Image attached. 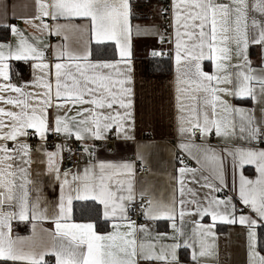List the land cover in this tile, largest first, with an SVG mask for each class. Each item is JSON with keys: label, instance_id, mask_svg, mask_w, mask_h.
I'll use <instances>...</instances> for the list:
<instances>
[{"label": "snow or ice", "instance_id": "snow-or-ice-1", "mask_svg": "<svg viewBox=\"0 0 264 264\" xmlns=\"http://www.w3.org/2000/svg\"><path fill=\"white\" fill-rule=\"evenodd\" d=\"M37 7L34 19L41 24L34 27L54 30L65 41L69 31H87L90 43L80 54L68 51L66 44L57 45L56 59L67 57L68 62H56L53 73V65L44 62L42 41L29 42L15 25H3L17 40L0 43V264H49L45 257L50 254L55 256V264H180V243H155L163 239L162 234L153 237L146 223L137 225L129 215L136 213L135 165L97 156L101 151L97 145L106 148L113 134L116 139L135 138L133 32L143 37L157 35L161 45L165 36L154 32L153 25L133 26L131 0H38ZM170 15L174 40L169 38L168 43L174 44L178 147L197 164L193 168L179 160L183 165L175 178L179 216L183 220L194 210L200 220L211 219L209 224L194 222L192 236L199 240V252L193 251L192 260L216 254V245L207 240L215 238L213 229L220 221L244 226L248 264H264V147L256 146L264 142V124L256 121L252 110L227 99L264 98V57L258 68L249 59L250 45L264 51V0H172ZM44 18L54 25L44 23ZM76 18L86 20L87 25L74 24ZM93 40L95 54L90 46ZM108 42L118 49V60L107 58ZM162 55L151 52L153 57ZM13 60L32 63V82H12L9 62ZM204 61L214 70L205 71ZM60 109H65L64 114ZM213 132L221 140H238L248 146L233 143L218 151L208 143ZM49 133L64 138L55 151H44L46 160L42 161L47 173L60 182V196L51 216L47 207H41L39 197L31 199L33 160L27 142L30 136L47 142ZM73 138L90 157L82 173L61 172L63 153H71L67 142ZM226 159L233 175L231 191L243 206L240 208L233 196L225 194L221 199L215 195L227 187ZM245 165H255V179L243 174ZM204 189L207 192L201 195ZM73 201L83 202L79 208L87 222H73ZM139 201L145 220L176 218L175 194L165 202L142 189ZM96 202L103 208L102 217ZM245 208L251 214H244ZM50 218L55 224L50 247L35 244V223L31 237L13 235L14 220L31 223ZM108 223L112 230L103 231ZM173 229L172 240L184 238V247L194 246L183 228L173 223Z\"/></svg>", "mask_w": 264, "mask_h": 264}, {"label": "crops", "instance_id": "crops-1", "mask_svg": "<svg viewBox=\"0 0 264 264\" xmlns=\"http://www.w3.org/2000/svg\"><path fill=\"white\" fill-rule=\"evenodd\" d=\"M172 0H131L133 4L134 16L132 18L133 26L139 24L153 25L155 26L153 31L158 32L165 36V42L163 45L159 43L157 35L149 37L136 36L133 32L132 38V77H133V119L135 120V138L133 140L116 139L114 134L113 138L107 143V147L97 145L101 149L97 153L99 160L112 161V162H131L135 165V187L137 191V199H139V192L142 189H147L152 198L163 200L168 202L175 194L177 200L176 218L174 221L157 220L150 221L145 220L141 223H146L153 237L157 234H162L163 239L154 241L155 243L172 244L180 243L181 247L177 249V255L180 264H248V248H247V236L246 228L239 223L227 224L220 221L216 222L213 229L215 238L209 237L207 242L209 244H215V255L200 258L198 261L192 260L193 251L199 252V240L197 237H193L192 233L195 229V221H199L201 224L211 223L210 217H205L200 220V217L195 214L194 210L191 215H186L183 220L179 216L181 206L179 205V185L176 183L175 178L178 177V169L183 166L179 160L183 159L184 165L189 167H197L195 160H193L188 154L181 149L178 145L180 143V137L177 133V110H176V72H175V59H174V44L168 43V39L172 38L173 27L172 18L170 15V5ZM222 2H228V0H222ZM38 0H0V36L5 37L0 39V43L13 42L17 40V37L13 36L10 29L3 27L4 24L15 25L19 28L25 38L29 42L42 41L40 45L45 51V63L53 65L56 62H68L67 57H63L60 60L56 59V46L67 45L68 51L80 54L86 47L89 46L90 37L87 31L67 33L68 40L65 41L63 36H57L53 31H49L42 27H34L41 24V21L34 19L38 15ZM162 9H169V12L162 13ZM44 23L50 27L54 25V21L50 18H44ZM60 23L65 21L61 20ZM74 24L87 25L86 20L76 18L73 21ZM114 45V42H108ZM47 44L51 47L43 48V45ZM95 44L94 40L91 41V48ZM115 46V45H114ZM116 57L112 58L118 60L119 52L116 49ZM156 50L158 52L166 53L170 58L172 64V71L168 74H153L150 72V60L151 52ZM262 57H264V51L259 46L250 45L249 47V59L252 61V67L258 68L262 63ZM10 77L12 82H32L34 80L32 63H25L23 61H10ZM204 70H214L209 61H204ZM36 75H39V70H35ZM19 73V76H17ZM54 84V80H53ZM33 90H38L33 88ZM230 102L237 106L243 107L254 112V116L258 123L264 124V98H260L257 101H253L251 98L237 99L227 97ZM5 107H9L4 105ZM65 109H60V114H64ZM51 113V110H50ZM72 113H69L71 115ZM51 119V114H50ZM50 137H54L57 140V144L64 143L62 136H56L49 133ZM39 145L36 148H32V160L33 163L30 167L31 179L34 181V185H30L31 199L34 201L37 197L40 199L41 207H47L49 209V216L56 211V204L60 196V182L56 181L51 174L46 171V163L42 161L46 160L44 151H55V146H47V142H42L36 137ZM30 137L27 142H29ZM74 139V138H73ZM47 140V141H48ZM196 143H200L197 139ZM208 143L217 146V150L224 148L226 145L235 143L240 147H247L248 145L238 140L224 141L218 138L214 132L209 137ZM41 144H44V148L41 149ZM31 145V144H30ZM56 145V144H55ZM257 146V145H256ZM264 147V146H259ZM64 155V153H63ZM140 156H143L141 161ZM90 157L85 154L83 161L72 173H82L84 167L89 163ZM140 167L147 166L148 171L143 173L139 171ZM61 167V166H60ZM243 174L249 179H255L258 173L256 172L255 165H245L243 168ZM225 175L227 180V187L223 191L215 193L221 199L225 197V194L234 197V202L237 203V207H243L236 200V193L231 191L232 188V169L229 165V161L225 160ZM239 169L236 172V181L238 185ZM71 180V177H69ZM38 189V191L36 190ZM207 192V189L201 191V195ZM148 197H145L147 199ZM75 202L73 201V205ZM98 203V202H96ZM103 212V208L101 206ZM240 213H237L239 215ZM244 214H251L248 209H244ZM131 216V214L129 213ZM73 222H87L77 221L72 212ZM132 219V218H131ZM133 220V219H132ZM135 221V220H134ZM137 225L141 224L135 221ZM32 223H35V237L34 242L40 247H50L53 244V238L50 232H54L55 224L53 219H42L33 222H21L14 220L12 222L13 235L20 237H31L33 235ZM173 223L176 228H183L186 236L189 237V243H193V247H184V238L179 241H174L171 237L174 234ZM259 229V228H258ZM257 229L258 235L259 231ZM47 230V231H45ZM111 224L108 223L105 231H111ZM27 248L28 245L26 244ZM259 250V247H258ZM264 255V253H261ZM49 264H55V256L50 254L45 257Z\"/></svg>", "mask_w": 264, "mask_h": 264}, {"label": "built area", "instance_id": "built-area-1", "mask_svg": "<svg viewBox=\"0 0 264 264\" xmlns=\"http://www.w3.org/2000/svg\"><path fill=\"white\" fill-rule=\"evenodd\" d=\"M166 56L167 54L165 53L164 55L160 57L164 58ZM262 139H264V137H262ZM29 142L32 148H36L39 145V142L36 137L30 136ZM55 144H57V140L54 137H50L49 140L47 141V146L53 147L55 146ZM257 146H264V142L260 143ZM67 147L71 148L72 151L71 153H69L68 151L64 152V159H63V163L61 164V172L63 171L73 172L79 166V164L83 161V158L85 156L83 149L79 147V144L78 142L75 141V139L68 141ZM137 167L139 171L143 173H146L148 171L147 166L140 167V165H138ZM222 197L223 195L221 196V198ZM139 203L140 201L139 199H137L136 204L134 205V207H136V213L133 214L130 212V214L133 220L137 221L138 223H141L143 221V217L140 215L141 209L139 208Z\"/></svg>", "mask_w": 264, "mask_h": 264}, {"label": "trees", "instance_id": "trees-1", "mask_svg": "<svg viewBox=\"0 0 264 264\" xmlns=\"http://www.w3.org/2000/svg\"><path fill=\"white\" fill-rule=\"evenodd\" d=\"M2 38H5V37H2L0 36V39ZM96 44H93V47H92V50H93V53L95 54L96 52ZM106 56L107 58L109 59H112V58H115L116 57V50H115V46L111 43H107V48H106ZM150 72L153 73V74H168V73H171L172 71V64H171V60L169 57H164V58H161L160 56H156V57H151V60H150ZM83 203V202H75L74 205H73V212H74V217L77 221H87L85 219H82L81 218V210L79 208V205ZM91 203V202H89ZM96 208H97V211L101 214V217H102V210H101V206L96 203ZM107 225L108 224H105L103 226V231H105L107 229ZM98 230H101L100 226H98ZM259 231V234L261 232V229H258ZM264 253V252H262Z\"/></svg>", "mask_w": 264, "mask_h": 264}]
</instances>
